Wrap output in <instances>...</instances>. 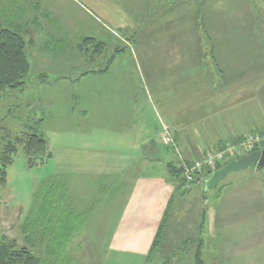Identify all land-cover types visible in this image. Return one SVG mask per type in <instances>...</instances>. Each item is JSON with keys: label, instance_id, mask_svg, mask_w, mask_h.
Masks as SVG:
<instances>
[{"label": "rangeland", "instance_id": "1", "mask_svg": "<svg viewBox=\"0 0 264 264\" xmlns=\"http://www.w3.org/2000/svg\"><path fill=\"white\" fill-rule=\"evenodd\" d=\"M0 7L7 12V20L10 22L4 23V26L11 27L23 37L25 53L30 64L29 72L25 76L28 87L24 91L14 90L13 93L8 94L11 96L0 99V141L3 137L1 129L4 126L13 128L12 133L26 137L27 131L35 130L34 119L44 116L53 117L56 113V117L50 119L53 127L46 122L44 126L41 125V131L48 130V135L58 139L59 145H64V134L70 135L67 130L64 131L65 114L69 105L74 106L77 99L75 102L74 100L69 102L62 94L61 102L53 105L48 99L49 93L45 92L47 89L41 88L43 93H40L39 87H35L38 84L41 86L48 82L52 83L49 79L54 77H49V71L67 69L71 72L68 74L69 78L74 79L78 76L83 78L87 71L97 70L102 66L105 68L108 65L106 61L110 57L103 52L95 51L94 44H86L84 38L89 33L99 36L101 26L105 33L118 37V45L115 47L117 50L119 48L122 50L118 52L119 56L114 67L133 70L135 84L150 87L157 76L154 71V74L147 77L152 71L150 67L154 69L159 66H157L158 62L149 60L146 53L153 48L156 52L159 46L157 44L162 42L161 37L177 39L187 37L191 41L192 33L189 27L182 24L181 29L179 24L192 25L191 19L196 16L199 35L195 30L194 36L200 37V44L187 45V51L193 53L195 62L202 63L205 58V64L208 61V70L215 72V83L223 85L218 92L210 94L216 96V99H223L213 105L218 107L230 105L226 108L227 112L229 111L228 116L221 125L215 121L200 127L205 128L204 131L214 141L219 135L235 136L226 139L219 148L221 150L231 146L236 150L233 156L227 157L226 162L264 148V0H0ZM152 40L155 43L148 45ZM187 46L180 45V47ZM223 60L225 63L222 62ZM207 68L204 67V70ZM183 69L187 70L185 66ZM111 72L105 77H99L97 74L95 78L88 76L82 83L75 84L79 90H82L77 94L78 100L81 101L80 105L84 103L83 95L89 93V83L94 79L98 80L97 86L110 83L113 74ZM201 72L203 71L195 68L193 79L177 84L182 96L187 95V91L193 87L198 90L205 88L203 85H208V80H205ZM170 77L172 82L169 85L175 87L174 71ZM142 92H145L144 88ZM114 103L119 104L117 101ZM149 103L150 100L145 99V105ZM139 104L142 105L143 102ZM14 106L19 112L24 108V116L17 118H13L14 115L6 116ZM161 118L162 114L158 109L148 115L151 125L156 121L159 124ZM166 126L164 130H167L166 132L173 138L170 128ZM192 127L196 128L194 125L189 126V129ZM192 132L193 130H188L185 136L190 144L192 141L198 149L207 148L202 153L200 150L201 155L197 159H201L209 150H217L212 148L211 141L195 136ZM178 138L184 141L183 136ZM247 138L253 144H247ZM175 146L174 139L173 143L167 146L158 144L159 151L155 152V157L164 159V164L173 162L178 165V152ZM179 146L181 147L180 143ZM1 148L2 145L0 151ZM53 148L60 147L53 144L51 149ZM146 162L143 163V168H138L137 173L141 179L142 174H145L146 177L149 175L146 181L151 178L163 183L167 176V181L164 183L166 189L171 190L170 186L173 187L175 181L167 173L166 165L159 163L152 165ZM192 162L185 163V168ZM6 170L5 184L1 183L0 172V243L16 242L17 248L24 247L28 251L41 250V256L49 254L50 247H53L48 241L50 236L46 230L49 229L45 228V225L39 226L38 220L32 214L35 212L33 209L38 210L46 197L50 200L56 197L57 202L69 200L74 206L77 204L79 210L88 208L95 211L99 214V218L102 214H108L107 221H110V224L108 223L101 236H87L91 230L80 231V227L78 231L80 235L74 239V243L67 246L66 257H63L61 250L56 247L54 263L58 264H197L196 255L199 250L205 264H209L213 257L219 256L216 248L208 244V234L212 216L214 217L221 204L222 200L219 196L223 194L225 184L250 183L257 178L264 179V169L260 168L256 171L248 168L233 172L208 193L206 204L203 199L204 184L200 181L191 183L192 191L187 195L174 193V200L169 210V221L164 231L159 234L157 230L153 231V228H150L153 224L151 220L144 221L140 217L126 220L130 216L129 206H125L120 229L115 232L113 229L122 208L124 209V205L121 204L125 199L121 197L119 204V195L113 188L106 189L102 196L100 188L91 181V184H85L87 187L83 184L80 186L79 182L72 184L70 188L57 183L54 187L55 191H50L48 188L50 183L47 184V179L58 172L57 161L48 160L46 163L30 167L22 148ZM254 172L258 177H255ZM201 174L202 172L197 175ZM156 185V183L150 185L154 196L165 191L163 187ZM143 190L144 188L137 187L134 195H138ZM127 192L128 190H122V193ZM150 199L152 201L147 204L146 210L154 213L157 201L162 200L154 197ZM40 220L45 224L48 222V217L42 216ZM93 222L90 221L89 224ZM58 224L63 227L64 222L60 221ZM244 257L233 261L225 259L218 264H264L262 253L259 254L257 261L248 260L246 255ZM213 262L216 260L211 263Z\"/></svg>", "mask_w": 264, "mask_h": 264}, {"label": "crops", "instance_id": "2", "mask_svg": "<svg viewBox=\"0 0 264 264\" xmlns=\"http://www.w3.org/2000/svg\"><path fill=\"white\" fill-rule=\"evenodd\" d=\"M196 18L194 16L191 19L192 25L189 23L179 24L181 29L183 25L189 27L188 29L192 33L191 41L187 37H181L180 39L168 36L161 37L162 42L157 44L159 46L156 48V52L153 48L149 53H146L149 60L152 59L159 64H157L159 67L153 66L154 69L150 67L152 71L148 73L147 77L154 74V71L157 74L155 82L151 83L150 87L136 85L134 71L115 68L114 64L116 61L107 70H104L105 68L102 66L95 72L90 71L89 73L87 71L83 78L78 76L70 79L68 74L71 72H68L69 70L67 71V69L64 71H49V77H54V79H49L52 83L48 82L46 85L41 86L38 84L35 87H39L40 93H43L41 88H46L45 92L49 93L48 99L53 105L61 102L62 94L69 102L70 100L75 102L77 99L74 106L72 104L69 105L65 114L66 127L64 131L67 130L70 135L64 134V145H59L58 139L48 135V130H42L50 147L53 144L60 147L51 149L53 156L48 160L57 161L58 172L48 178L47 183L54 185L59 181V183H65L70 188L72 184L78 182L80 186L81 184L86 186V183L91 184V181H94L97 187L100 188L102 196L105 194L106 189H115L119 195V204L121 197L125 199L121 204L124 205V209L122 208L120 217L113 229L115 232L120 229V220L123 219L125 214V206H129L128 212L130 211V216L126 220H131L135 217H140L144 221L146 219L151 220L153 224L150 228H153V231H158L170 200H174V186H170L171 190L173 189L171 192L170 189H166V184L164 183L167 181V176H165L166 179L162 183V181L157 182L151 178L146 181L145 179L149 177L148 174V177L142 174L141 179L138 175L139 173H137L139 172L138 168H143V163H147L146 161L152 165L153 163L166 165L167 173H169L168 164L171 162L164 164V159L155 157V152L159 151L158 144L162 143L167 146L161 138L165 127H167L166 125L170 128L175 140V150L178 152V165H185L189 161L192 162L207 149L203 147L198 149L192 144V141L190 144L188 138L185 137L188 130H193L192 133L195 136L204 137L205 140L211 141L213 149H219L226 139L235 137L219 135L214 141L204 131L206 129L200 127L215 121L218 122V125H221L225 117L228 116L229 111L227 112L226 108H229L230 105L220 107L213 105V103L221 102L223 99H216V96L210 94L218 92L223 85L215 83V72L214 70H208V61L205 64V58L202 63L195 62L193 53L190 54L187 51V45L200 44V37L194 36L195 30L198 32L197 35H199ZM100 28L103 29L101 26ZM154 43L152 40L148 45H153ZM180 45H186L187 47H180ZM222 62L225 63L224 60ZM183 66L187 70H184ZM204 67L209 72L204 70ZM195 68L203 71L201 73L206 78L205 80H208V85H203L205 88L198 90L193 87L187 91V95L182 96L177 89V84L184 83V80L187 79H193ZM173 71L175 87L169 85L172 82L170 76ZM110 72L113 73L110 83L97 86V79L89 83V93L84 91V103L80 105L81 101L78 100L77 94L82 92V90H79L75 84L82 83L88 76L95 78L97 74L99 77H105ZM69 82L72 84H67ZM101 84H103L102 81ZM143 88L145 92H142ZM153 93L158 95L155 96ZM208 95L210 96L208 97ZM145 99L150 100L147 106L145 105ZM116 101L119 104L114 103ZM140 102H143V104H139ZM156 108L161 111L162 118L159 124L156 121L155 124L151 125L148 115L152 114V111L157 110ZM53 117H56V113L53 114ZM53 117L46 118L44 116L41 125L44 126L48 123L49 126L53 127V124H50V119ZM149 117L152 119L151 116ZM194 125L196 128L192 127V129H189V126ZM178 136H183L184 141L180 140ZM50 142L52 143L50 144ZM254 174L256 177L257 173L254 172ZM169 175L168 177H170ZM137 179L139 180L137 181ZM152 183H156V186H160V188L163 187L165 191L154 196L150 189ZM105 184H109V186L107 187ZM137 187L144 188V190L140 191L138 195H134ZM122 190H128V192L122 193ZM151 197L162 200L157 201L154 213L146 210L147 204L152 201ZM219 197L222 201L214 217L212 216L211 228L208 234V244L216 248V253L219 256L213 257L212 261L216 260V262L211 263V261L209 264H218L225 259L233 261L238 258H245L244 255H246L248 260L257 261L259 254H264V179L257 178V180L250 183H227L224 186L223 194ZM107 215L102 214L99 218V214L91 211L83 219L84 223L81 225V230H79H91L90 233H87V236H101L103 230L110 222L107 221ZM26 217L27 215L23 219L22 227ZM90 221H94L93 224H89ZM255 223H257V226H255ZM78 235H80V232L76 234L75 238ZM74 242L73 240L70 244ZM240 254L241 256H239Z\"/></svg>", "mask_w": 264, "mask_h": 264}, {"label": "trees", "instance_id": "3", "mask_svg": "<svg viewBox=\"0 0 264 264\" xmlns=\"http://www.w3.org/2000/svg\"><path fill=\"white\" fill-rule=\"evenodd\" d=\"M7 16V12L3 10V7H0V99H4L3 97L6 99L8 96H11L8 94L10 92L13 93L14 90L24 91V89L28 87L26 85L25 76H27L26 74L29 72L30 67L25 53V41L23 40V37L19 34V32L15 31L11 27L4 26V23L9 22L7 20ZM100 30V35L98 34L99 36H96L94 33H89L84 39L86 44L95 45V51L103 52L106 56L110 57L106 61V64L108 65L104 69L107 70L110 68L111 64L116 61L118 52L122 49L119 48V50H117L115 47L118 45V37L114 36L113 34L109 35L107 32L105 33V31L101 28ZM124 32L125 31H123V34ZM92 71L95 72V70ZM88 72L90 73V71ZM23 110L24 108L19 112L14 106V108H11L9 112H7L6 116L14 115L13 118L22 117L24 116L23 113L25 112H23ZM43 119L44 118L34 119V123L36 122V126H33L35 127V130H30L32 133L27 131L26 137L16 135L15 132L12 133V131H14L13 128H6V126H4L1 129L3 131V137L0 141V145H2L0 151V172L2 184L6 183V168H8L13 163L14 156L22 148L25 152L27 163L30 167L39 163H45L53 156L49 142L44 136L43 131H41V123ZM9 126H11V124ZM226 163H220L218 168L222 167ZM168 167L169 174L175 181V192L181 195H187L192 191L191 183L193 182L202 181V183L205 185V180L209 178L214 171L211 169H205L201 175H196L195 180L188 181L185 175L184 165H175L171 162L168 164ZM57 183L61 185L59 181H57L54 185L47 183L49 184V190L54 192V187ZM64 185H66L65 183L62 184V186L68 188V185H66L67 187ZM53 196L55 195L53 194ZM172 203L173 200L171 199L161 221L158 230L159 234L164 231L169 221V210ZM73 204L74 203L69 200L57 202L56 197H53L51 200L46 197L45 201L40 204L38 210L33 209V211H35L32 213L33 217L38 220L39 226L45 225V228L49 229L46 230L50 236L48 241H50L51 246H53L50 247L49 254L41 256V250L28 251L24 247L17 248L16 242L9 244L3 241L0 243V264H58L57 262L54 263V256L56 252L55 248L58 247L62 252L61 255L66 257L67 246L74 240L81 225L84 223L83 219L86 218L89 213H91L90 209L86 208L79 210L77 204H75L76 206ZM42 216L48 217L47 223L43 224V221L40 220ZM57 218L60 220L56 221ZM60 221L64 222L63 227H60V224H58ZM45 239H47V236H45ZM201 255L202 253L199 250L196 255L197 264H205Z\"/></svg>", "mask_w": 264, "mask_h": 264}, {"label": "water", "instance_id": "4", "mask_svg": "<svg viewBox=\"0 0 264 264\" xmlns=\"http://www.w3.org/2000/svg\"><path fill=\"white\" fill-rule=\"evenodd\" d=\"M264 169V148L257 149L248 155L242 156L237 159H232L227 162L222 167L213 171L212 175L205 180V185L203 188V199L208 201L207 195L212 190L215 189L221 180L226 178L229 174L244 169Z\"/></svg>", "mask_w": 264, "mask_h": 264}, {"label": "built area", "instance_id": "5", "mask_svg": "<svg viewBox=\"0 0 264 264\" xmlns=\"http://www.w3.org/2000/svg\"><path fill=\"white\" fill-rule=\"evenodd\" d=\"M164 131V135L162 137L163 142L166 145L173 143V138L171 135ZM247 144H253L249 141V138L246 139ZM236 150L231 146H226L224 149H217V150H209L207 151L203 157L193 161L190 166H186L185 175L188 181L195 180V177L200 172H203L205 169L216 170L220 163L226 162L228 156H233ZM232 160V159H231Z\"/></svg>", "mask_w": 264, "mask_h": 264}]
</instances>
